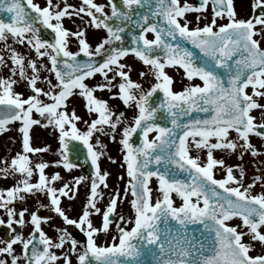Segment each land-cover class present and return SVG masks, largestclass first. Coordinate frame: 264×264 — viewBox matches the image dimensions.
Masks as SVG:
<instances>
[{"label":"snow or ice","instance_id":"6c2138e0","mask_svg":"<svg viewBox=\"0 0 264 264\" xmlns=\"http://www.w3.org/2000/svg\"><path fill=\"white\" fill-rule=\"evenodd\" d=\"M121 4L108 0L109 14L105 5L95 0H82L79 7L67 0H46L44 6L33 0H0V14L8 16L7 20L0 18V52L7 53V57L0 54V67H8L10 72L8 77L0 76V132L19 121L23 148L10 162L0 161V178H16L12 186L0 189V210L7 216L6 221L0 217V225L6 224L16 233L0 240V264H9V257L10 264H72L73 256L76 264H264V254H250L255 244L264 247V191L252 192L264 176H255L245 186L241 165L228 166L223 158L214 156L215 150L235 153L238 148L241 160L244 153L264 155L250 140L251 135L264 139V104L257 99H264V48L255 38H264V0H255L253 9L260 12L247 20L236 17L233 0H199L198 6L188 0H121ZM209 5L210 23L200 26L201 16L197 15L195 26L189 27L192 21L186 14L203 13ZM81 14L89 18V26L106 32L94 51L83 28L70 32L63 26L66 16L83 19ZM225 16L228 22L218 25L217 18ZM38 25L51 30V41L42 38ZM149 33L154 38L149 39ZM70 36L76 38L78 51L69 50ZM182 41L198 49L202 58ZM16 44L24 45L35 58L18 52L13 46ZM81 54L88 59H79ZM129 54L146 66L147 71L139 73L141 77L151 73L155 82L147 90L132 80L131 67L121 62ZM99 55H103L102 62L93 59ZM44 60L47 63L40 62ZM166 68L183 69L189 82L198 78L202 83H189L174 91V80ZM41 70L48 75L42 78ZM96 74L104 82L89 87L85 80ZM17 75L27 81L32 94L25 97L14 91L17 80L13 77ZM41 79L48 90L37 86ZM74 90L85 99L86 112L95 118L83 119L75 109L67 111ZM97 90H107L125 108H134L131 121L124 112L114 111L107 100L95 96ZM158 92L164 99L155 103L152 98ZM254 110H259V122L252 114ZM34 111L44 118L43 127L58 131L60 158L54 166L68 171L78 167L70 153L79 158L81 146L91 161L90 192L78 218L67 215L61 197L73 199L86 177H74L71 184L64 182L57 188L53 182L61 176L58 172L46 175L49 162L32 161L30 153L48 151L30 143V128L41 124L33 119ZM193 113L206 115L193 117ZM158 114L171 126L158 123ZM78 122L85 125L84 130ZM230 132L236 133L235 139L230 138ZM137 133L139 144L132 140ZM151 133L155 135L149 138ZM100 136L119 143L130 178L123 195L115 190L103 210L97 207L98 199L103 198L98 189L108 187L109 174L102 173L99 166L106 147ZM190 146L198 153L206 149V160L201 162L199 154L192 156ZM217 167L224 170L221 179L215 177ZM34 175L37 178L33 182ZM152 178L157 181L154 202L149 186ZM37 193L49 200L48 207L64 225L74 226L86 236V243L75 239L67 227L55 229V240L48 236L42 224L50 218L38 214L39 208L45 207L39 201L36 211L29 212L27 207L17 211V201ZM129 193L133 216L121 214L115 221L118 201L127 199ZM173 194L181 200L179 205ZM93 215L101 216L99 227L94 226ZM234 218L241 223H229ZM114 223L117 233L99 244V234L107 238ZM26 224L32 229L27 237L13 227L23 229ZM190 225L198 227L191 230ZM15 245L20 246V253H16ZM55 250H60L59 254Z\"/></svg>","mask_w":264,"mask_h":264},{"label":"rangeland","instance_id":"374dc122","mask_svg":"<svg viewBox=\"0 0 264 264\" xmlns=\"http://www.w3.org/2000/svg\"><path fill=\"white\" fill-rule=\"evenodd\" d=\"M73 1L76 2H82V0H69V5H73ZM184 1V0H183ZM235 1V3H234ZM56 2V0L54 1ZM255 0H243V3L241 0H233V7L236 12V17L239 19L245 20L249 18H253V15L255 13L253 9V3ZM189 3V2H188ZM61 6L63 4L61 3ZM80 4H77L76 7H79ZM69 11H72L70 8ZM245 14V16H244ZM187 15V14H186ZM197 15L201 16L200 20V26H203L205 23H210L211 18L209 15H212L210 11L206 10L203 13H195L192 12L187 15V18L192 21V24L189 25V27H193L196 24L195 17ZM83 19L81 17L72 15V16H66L63 19V26L68 29L70 32H76L79 29L83 28L85 30V37L86 39H91L89 44L92 46V50H95L96 45L101 41L100 39H97L96 32L97 30L88 24L89 18L85 16L84 14H81ZM205 17L207 19H205ZM223 22H228L227 18L225 20L223 19H217V24H221ZM259 27V25H257ZM150 36V35H148ZM257 39H260L261 47L264 48V38H261L259 36L255 37ZM9 43H11V38H9ZM18 52L21 54L30 55L32 58L34 57V53H29V50L24 45H13ZM69 47L72 51L73 49H78V45L76 42L75 37H69ZM3 49V43L0 42V50ZM78 51V50H77ZM0 54H3L7 57V53L0 52ZM128 59V61H126ZM126 62L124 63L126 65H129L131 69L133 67L137 68L140 71H147V68L141 65L140 62H138L135 59H131L129 57L126 58ZM43 63H47L46 60L40 61ZM123 62V61H122ZM127 70V69H125ZM167 73L173 78L174 83L172 85L174 91H180L183 87L188 85L189 83H202L199 79H194L193 81L189 82L184 77V71H182L179 68H166L165 69ZM30 73V70H29ZM10 75L9 68L8 67H0V76L8 77ZM48 75V73L44 70H41V77ZM112 73H109V76H111ZM131 75V73H130ZM52 78V82L56 83L54 77ZM132 80L142 84L143 88L147 90L151 83H154V79L151 75V73L147 74L144 77H141L139 74H134L131 76ZM13 79L17 80V83L13 85L14 91L23 93L24 96H28L31 93L30 89L27 87V81L20 80L19 76L13 77ZM142 80V82H140ZM103 77L100 74H96L92 78H88L85 80V83L89 85V87H93L98 83H103ZM38 87H42L45 90H48V86L46 83L41 81H38L37 83ZM113 92H116L117 89H113ZM249 93L251 92V88L248 89ZM78 90H74V95L68 98L67 101V111L71 112L72 109H75L76 114L81 116L83 119H92L95 118V116H89V114L86 112L85 109V99L79 96ZM95 96L101 99H105L108 101L109 106L118 112H124L125 117H128L129 121H131L132 116L135 114L136 110L134 108H125V106L122 104V102L119 99H112L111 93H109L107 90L99 91L97 90L94 93ZM41 99L45 100V102H51L46 97H41ZM260 103L264 104V99L257 98ZM257 118V122L260 121V114L259 110H254L252 113ZM33 119H37L41 121V124L33 125L30 130L29 134L32 135V138L30 139V143L32 147L35 148H44L47 147V152H39V153H30V158L34 163L40 162L41 160L49 162V167L45 169V173L47 175L46 170L48 172H51L49 177L53 174L58 172L61 176V180L55 181L54 186L59 188L62 186L64 182L72 183L74 177L84 176L86 179L81 182L79 185L78 191L76 192L73 199H68L65 197H61V207L65 210L67 215L70 218H78V216L81 214L84 204L87 200V195L90 192V185H91V179L93 178V174H86V166L82 165L80 167H76L72 169L71 171H68L64 169L62 166H54L53 162L58 160L60 157L57 153V149L59 148V142H58V131L55 130L52 126L43 127L42 125L45 123L44 118L40 117L38 113L35 111L33 112ZM21 124L19 121L12 122L7 126V131L0 132V161L3 160H10L18 153L22 152V133L19 131ZM78 127L81 130H84L85 125L82 122H78ZM236 133L230 132V138L235 139ZM101 142L106 145V147L103 149V152L105 153L103 156L100 157L99 160V166L101 172H107L109 175L107 176V184L108 187L104 188L103 185L100 186L98 191L103 193V198L98 199L97 201V207H100L102 210L105 208V206L109 203V196L112 194L115 190H119L121 195H123L125 187L128 185V181L130 178L127 176V165L123 160V153L121 151V146L118 142H113L109 139L107 136H100ZM119 140V135H117V141ZM251 143L255 145V147L260 150L262 153H264V139L257 137L255 135L250 136ZM212 142H215L213 139ZM92 143L95 144V137H93ZM242 143V142H241ZM100 150V149H97ZM241 149H237L235 153H226L222 150H215L214 156L216 158H223L225 160V164L228 166H235V165H241L245 171L243 183L246 186L247 184L251 183L252 180L257 175L264 176V155H260L257 157L251 156L250 153H244L243 159H238V156L240 155ZM190 154L192 156H196L197 154L201 157V162H204L206 160V149L200 150L199 153L197 150L191 148L190 146ZM111 157L112 159H109ZM113 160L115 162H113ZM123 165V166H122ZM0 167H3V164L0 163ZM215 177L217 179H221L224 177L225 173L224 170L217 167L214 169ZM234 174L239 177V170L234 167ZM122 177V179H121ZM36 176L34 175L32 180L33 182L36 180ZM16 182V178L9 176L7 179L0 178V189L7 188L12 186ZM264 181H259L256 183L255 187L252 189L253 194L260 193L261 191H264ZM150 187L153 189V202L155 201V198L158 196V193L155 191L157 187V181L156 179H153L151 181ZM71 195V193H70ZM132 199L131 194L129 193L127 199H123L122 201H118L117 205V214L115 216V221H118L119 215L123 214L126 218L132 217L133 212L130 206L129 201ZM173 199L175 201L176 205H179L181 203V200L173 194ZM39 201V204L45 205V207L42 208L40 211V214H44L45 212H49V218L46 223L42 224V228L47 233L48 236L52 237L54 240L56 239L58 233L55 231L56 228H63L67 227L68 231L72 234V236L80 241L81 243H86V236H82L79 234V229L75 228L74 226H67L64 225L61 218H59L51 209L48 207L49 200L42 194L37 193L35 196H27L25 201L20 202L17 201L15 203V207L17 211H19L22 207H27L29 212L36 211L39 208V205L37 203ZM0 217H3L5 221L7 220V216L3 213V210H0ZM25 219H28V214L26 213ZM94 226L99 227L101 223V216L100 215H93L91 217ZM229 223L231 224H240L241 221L238 218H234ZM123 226V225H122ZM13 227L16 228V232L23 231V234L25 237L28 236V234L31 232V225L26 224L23 229H21L17 225H13ZM128 227H131V225H128ZM246 231V229H245ZM117 233V230L115 228V223L110 228V233L108 237L106 238L102 233L98 236V243L103 244L105 243V240L111 239V235H115ZM16 233L11 232L5 225H0V240H7L11 236H14ZM245 242L249 241V237L245 236L244 238ZM0 246H3L0 244ZM16 253H20V246L15 245ZM67 245L65 246V250L67 249ZM57 251V254H59L60 250ZM251 255H257V254H264V247H261L258 243L255 244V247L253 248ZM3 258V257H0ZM9 260L10 264V257L7 258ZM60 264H63L61 261ZM72 264H76L75 256L72 257Z\"/></svg>","mask_w":264,"mask_h":264},{"label":"water","instance_id":"95a60500","mask_svg":"<svg viewBox=\"0 0 264 264\" xmlns=\"http://www.w3.org/2000/svg\"><path fill=\"white\" fill-rule=\"evenodd\" d=\"M197 2L199 3V0H197ZM118 6H121L122 7V5H120V4H118ZM259 12H260V9H256L255 15H258ZM0 18H4V19L7 20L8 16H7V14H0ZM38 26L41 28L40 35L42 36V38L48 39L49 41H51L53 39V33L51 32V30L45 29L42 25H38ZM124 35H125V41L127 43H129V45H130V37L127 35V33H125ZM182 43L184 44L185 47H188L191 51H193L197 55V57H201L202 58V54L199 52V50L196 49V48H194V46H192L189 42L182 41ZM79 59L86 60V59H88V57H85L83 54H81V56L79 57ZM93 59H95L97 62H102L103 55L94 56ZM219 71L221 73H223V70L222 69H220ZM163 99H164L163 94L160 93V92L154 94V96L152 98L153 102H155V103H158L159 101H161ZM192 115H193V117H196V116L204 117L206 114H204V113H193ZM186 119L187 118H185V120ZM157 122L160 123L163 126H171L170 125V122L168 120H166V119L160 118L159 117V114H158ZM132 140H133V143L139 144L140 143V140H141V137L137 133V134H134ZM73 143L74 144H78L79 142H73ZM70 147H71V145H70ZM70 159H72L73 161H78L79 164L85 160L88 163V171L89 172L92 171L91 161H90V159L87 158L86 150H84L82 146H81V152H80L79 158L75 157L74 155H72L70 153ZM181 178H184V177L182 176ZM45 216H48V214H46ZM114 218L115 217H113V219ZM189 227H190L191 230H195L198 226H196V225H190ZM196 234L198 235V233H196Z\"/></svg>","mask_w":264,"mask_h":264},{"label":"flooded vegetation","instance_id":"af4514ba","mask_svg":"<svg viewBox=\"0 0 264 264\" xmlns=\"http://www.w3.org/2000/svg\"><path fill=\"white\" fill-rule=\"evenodd\" d=\"M55 1V0H54ZM116 2H117V4H120V5H122L121 4V0H115ZM33 2L34 3H38L40 6H44L45 5V2H46V0H33ZM95 2L96 3H98V4H103V5H105V11L106 12H108L109 14H110V7L108 6V0H95ZM184 1L183 0H181V3H183ZM188 2L190 3V4H193L194 6H198V3H197V1L196 0H188ZM241 2L243 3V0H241ZM55 3V2H54ZM67 3H69V0H67ZM73 6H76L77 4H81V2H76V1H73ZM234 3H235V1H234ZM63 4V3H62ZM208 11H210L211 12V14H212V8H211V5H209V7H208V9H207ZM188 14H190V13H187V15ZM210 16V18H212V15H209ZM244 16H245V14H244ZM217 19H221V18H217ZM226 19V16H225V18H223V20H225ZM239 19H241V18H239ZM244 19H246V18H244ZM224 23H227V22H223V23H221V24H224ZM97 30V32H96V36H97V39L99 40H101L102 38H104V36L106 35V32L103 30V29H96ZM150 36H148V38L149 39H152L153 38V36L151 35V34H149ZM87 41H88V43L91 41V39H87ZM68 47H69V45H68ZM69 50H71L70 49V47H69ZM74 50V52L75 51H77L76 49H73ZM72 51V50H71ZM127 57H129V58H131V59H135V60H137L138 62H140L141 63V65H143L142 64V62L141 61H139L137 58H135L134 56H132V55H130V56H126V57H124L123 59H122V63H124V61L126 60V58ZM126 61H128V59L126 60ZM125 61V62H126ZM144 66V65H143ZM144 67H146V66H144ZM141 71L140 70H138L137 68H135V67H133L132 69H131V75L130 76H132V75H134V74H139ZM140 82H142V80L140 81ZM143 83V82H142ZM128 118V117H127ZM155 135V133H151L150 134V136H149V138H151L152 136H154ZM83 165H85L86 166V162H84L83 163ZM80 166H82V165H80V164H78V167H80ZM86 174H87V168H86Z\"/></svg>","mask_w":264,"mask_h":264},{"label":"bare ground","instance_id":"6f19581e","mask_svg":"<svg viewBox=\"0 0 264 264\" xmlns=\"http://www.w3.org/2000/svg\"><path fill=\"white\" fill-rule=\"evenodd\" d=\"M29 135H30V138H32V135L31 134H29ZM46 172H47V175L51 174V172H48V170H46ZM79 234H81L82 236H85L82 232H79Z\"/></svg>","mask_w":264,"mask_h":264}]
</instances>
